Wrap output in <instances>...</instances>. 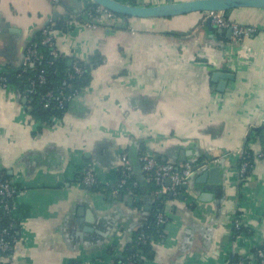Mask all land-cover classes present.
<instances>
[{
  "label": "crops",
  "instance_id": "0c3cea01",
  "mask_svg": "<svg viewBox=\"0 0 264 264\" xmlns=\"http://www.w3.org/2000/svg\"><path fill=\"white\" fill-rule=\"evenodd\" d=\"M62 1L76 8L73 0ZM54 11L65 14L52 0H0V68L18 66L23 46ZM225 15L255 27V33L241 42L218 36L199 13L126 17L96 29L57 31L62 57L86 64L98 55L101 63L84 78L87 85L74 84L72 105L52 125L35 123L24 100L0 88V180L10 182L15 194L14 243L0 253V264H112L113 254L133 248L135 231L161 204L146 189L139 197L112 195L122 153L143 148L169 160L192 151L185 157L200 163L227 152V164L234 166L240 150H263L252 131L264 130V10L240 8ZM187 33L191 40L184 45ZM215 70L234 76L221 92L211 81ZM87 167L111 193H91L80 184ZM230 171L225 179L219 172V184L194 178L164 203L162 238L142 264H225L232 250L234 264H258L264 161L255 160L241 183L236 170ZM203 196L206 202L199 200ZM234 209L250 235L231 236Z\"/></svg>",
  "mask_w": 264,
  "mask_h": 264
},
{
  "label": "built area",
  "instance_id": "2783aa9c",
  "mask_svg": "<svg viewBox=\"0 0 264 264\" xmlns=\"http://www.w3.org/2000/svg\"><path fill=\"white\" fill-rule=\"evenodd\" d=\"M120 1L129 3L126 0H120ZM52 2L54 4L55 3L58 4V0H52ZM80 2L82 6L77 9L75 8L76 13L73 14L70 13L67 15V18H72L71 21H68L69 27L74 28L81 26L84 28L96 29L98 25L103 21L116 22L117 20L120 19L117 14L92 3L90 0H81ZM86 5L94 6L92 8L93 13H89V14L86 13L83 19L82 16H80V14L78 13L81 10H83ZM147 5H152V4L149 1ZM80 17L82 18L81 20L79 19ZM201 19L202 22H205V20L210 19L211 25L218 29H222V30L229 29L231 31V38L236 42H241L243 39L247 38L256 31L255 27L240 25L234 20L228 18L223 12H205L201 14ZM56 32H57L56 30L50 29L49 27L46 26L42 28L40 30L42 36L41 44L44 45L47 44L51 47L52 50L50 54L54 59L64 58L58 53L55 47L54 37ZM37 46H38L37 43H31L25 47L24 51H22L23 63H22L21 73H24L25 71H27L29 67L34 66L41 60L42 56L39 54V51L37 50ZM82 65H85V63L73 61L70 71L66 73L65 79L61 83V90L58 92L57 96H54L53 92L50 90L40 97V100L42 101L44 108L49 107V100L51 98L55 99L59 108H62L66 103L71 102V100L74 98V93L71 92V88L75 84L74 81L77 79L81 80V78L85 74V69L83 68ZM18 76H20V74H18ZM45 83H46L45 71L41 69L38 71L37 78L35 80H30L28 87L25 88L22 93V97L28 100L35 94L36 85L45 84ZM0 88H2L3 90H5L6 88L5 78L2 76H0ZM68 88H70V93H66V90ZM58 120L59 119H53L52 121H50L49 124L52 125L53 122H57ZM138 160L140 163V170L143 172V175L145 174L146 180L153 181L154 184L158 187L157 190L152 192L154 196L172 194L173 197H176L180 192V186L192 174V166L190 163L187 162L180 166L173 164L171 162H160L155 160L153 155H151L148 152H144L143 154H141ZM255 160L264 161V150L259 151L258 153H253L252 151L247 152L243 150L240 158L238 154V161L235 160L236 166H238V169H236V173L238 178L242 180V182L245 181L246 177L248 176V174L246 175V171L248 170V168L251 167V161L254 163ZM119 161H120L119 170L121 171V175L120 178L115 183L114 188L112 189L113 196L118 195L119 192L123 190L125 186L128 184L129 180L131 181L132 187L137 186L136 181L132 180V177L134 175V170L132 168L128 154L122 153L120 155ZM166 181H170L169 186L166 185ZM80 184L84 188L98 184V179L92 167H87L86 169H84V171L81 174ZM14 195H15L14 190L10 182L8 181L0 182V207L5 212H9V213L11 212ZM164 223H165L164 215L158 214L155 217L156 226L163 225ZM143 225L148 227L150 225V222L147 221ZM141 227H139L136 230L135 244L140 246L148 243L151 246L153 242L149 241V235L146 233V229ZM242 227H243V222L240 219V217H238L236 214L233 228L236 231H238ZM7 235H8V229L7 228L2 229L0 233L1 254H6L13 247L14 239H11L10 241L6 240L5 236ZM140 256H141L140 259H144V255L141 254ZM255 256L258 264H264V244L255 251ZM73 264H78V263H73ZM122 264H135V263L133 261V257L128 256L126 258V261Z\"/></svg>",
  "mask_w": 264,
  "mask_h": 264
},
{
  "label": "trees",
  "instance_id": "16d2710c",
  "mask_svg": "<svg viewBox=\"0 0 264 264\" xmlns=\"http://www.w3.org/2000/svg\"><path fill=\"white\" fill-rule=\"evenodd\" d=\"M126 1L131 3V4L146 5V3L142 0H126ZM58 3H59V5L64 7L65 14L60 16V18H58L56 20V22H54L53 24H48L46 27H49L50 29H53L56 31L67 33L72 29V27L68 26V21H71L72 18H67V15L70 13L73 14V10L70 7H67V5L64 4V2L62 0H58ZM93 7H94L93 5H86L85 8L83 10H81L78 14H80V16H82V18H83L86 13H88V14L93 13V11H92ZM226 13H224V14H226ZM118 17L120 19L126 18V17L121 16V15H118ZM66 18H67V20H66ZM82 18L80 17L79 19L81 20ZM41 40H42V36H41L40 31L34 32L31 39H30L29 44H31V43H37L38 44L37 50L39 51V54L42 56V58L37 64H35L32 67H29L27 69V71H25L24 73H21V71H20V72H17L13 75V86H14L13 91H16L20 97V100H23L24 98L22 97V93H23L24 89L28 87L30 80H35L37 78L39 70L43 69L45 71L46 83L36 85L35 94L31 98H29L28 100L25 99L26 100L25 105L29 107L28 112H29L31 118L35 121V123H37L43 127V126L50 125L49 123L53 119L62 118L64 116L66 110L69 108L68 105L70 104V102L66 103L62 108H59L58 104L54 98H51L49 100V107L44 108L43 103L40 100V97L50 90L53 92L54 96H57L58 92L61 90V83L65 79L66 73L68 71H70L71 66L67 65L68 60L66 58L54 59L50 54L51 50H52L51 47L47 44L46 45L41 44ZM100 63H101V60L99 59V56L94 55L91 58L90 62H88L85 65H82L83 68L85 69V74L81 78V80L84 78H88L90 70H92L94 67H96ZM18 74H20V76H18ZM81 80L77 79L74 81V83H77ZM66 93H70V88H68L66 90ZM252 132L253 133L256 132V134L261 137L262 144H263V150H264V130L263 129H260L257 131L253 130ZM244 151L248 152L249 150L247 148H244ZM143 153H144V149L142 148V150L138 152V158ZM128 156H129V154H128ZM252 166H253V162L251 161V167L248 168V170L246 171V175L249 174V172L252 169ZM236 169H238V166H236ZM120 175H121V171L119 170L118 171V179L120 178ZM143 176H144V181H145L143 185H144L145 189L149 193H152L155 190H157L158 187L154 184V182L153 181H147L145 174ZM132 180L136 181L137 186L132 187L131 181L129 180L128 184L125 186V188L119 192V195H121V196H123V195L124 196H134V197L135 196H138V197L141 196V193H142L141 185L142 184L140 183V181H138L135 170H134V175L132 177ZM4 181H5L4 179L0 180V182H4ZM85 189H87L91 193L101 192V193H104L106 195L111 193L110 188H105V187L101 186L99 183L95 184L93 186L87 187ZM180 191H181V188H180ZM169 199H171L169 197V195H162V197H160V198L158 197V200H159L158 202L161 204L160 208L156 212H154V215H152L150 217V219L148 220L150 222V225L148 227H146L145 225H142V227H141V228L146 229V233L149 235V241H151L153 243L159 242L161 240L162 234H163V232H162L163 226H164V224L156 226L155 217L158 214H163L164 203ZM134 204L137 207H140V205H141L140 203H134ZM5 228L8 229V235L5 236V239L8 241H10L11 239H14V236H15L14 235V221L11 219V214L9 212H5L0 207V233H1V230L5 229ZM239 233L250 235L252 232H250L247 228H244V227L240 228V230H238V231H236L233 228L232 237L238 235ZM135 239H136V231H135L134 237H133V240H134L133 248L128 247L126 249V251L123 253L122 258H119L116 254L114 255L113 251L110 252L111 254H113L112 264H122L126 261V258L128 256L133 257V261L135 264H138L140 261H143L142 259H140L141 254L144 255V259L148 258L149 253L151 251V246L148 243L145 245H140V246L136 245ZM131 244L133 245V241L131 242Z\"/></svg>",
  "mask_w": 264,
  "mask_h": 264
},
{
  "label": "water",
  "instance_id": "95a60500",
  "mask_svg": "<svg viewBox=\"0 0 264 264\" xmlns=\"http://www.w3.org/2000/svg\"><path fill=\"white\" fill-rule=\"evenodd\" d=\"M75 3L76 9L81 6L80 0H73ZM92 3L101 6L117 15H121L128 18H140V19H149V18H172L177 16H184L192 13H199L203 14L205 12H223L226 13L228 11L234 10V9H240V8H251V9H261L264 10V0H187L182 2H176V3H168V4H160V5H139V4H131V3H125L120 0H90ZM76 9L73 10V13H76ZM60 15L57 11H54L53 14L50 17V20L47 21V24L54 23L58 18H60ZM8 26L7 24L5 25ZM204 26L209 31H215L218 36L225 37V38H231V31L228 30H222L218 29L211 25L210 19L205 20ZM182 43L184 45H189L191 36L187 33L183 36ZM30 43V40L27 41L25 46H23V50H25V47ZM22 63H23V52L21 54V62L18 63L16 68H11L10 65H7L4 68H0V76L5 78L6 88L5 92L6 95H8L11 91L13 93H17L14 90L13 86V75L17 72H20L22 69ZM73 60H68L67 65L72 66ZM80 65V64H79ZM233 74L229 72H223L222 70H215L212 73L211 81L214 83H217L218 91H223L227 80L233 79ZM78 85H87L88 80L82 79L81 81L77 82ZM72 92V88H71ZM25 102L26 100L23 99ZM72 105V102L68 105V107ZM246 140L244 142V147L246 144ZM243 147V148H244ZM244 149L240 150L239 158L242 154V151ZM191 156L192 151L185 152L182 150L177 154V156L173 155L170 156L168 159H162L159 160V156H153L155 160L160 162H171L173 164H176V161L179 163H186L189 162L192 166V174L185 180V182L180 186L181 190H185L191 183V181L194 179H197L198 184H204L207 180L209 183L212 184H219V172L221 171L223 174V179H225L226 175L229 173L231 169L236 170V164L234 166L228 165L227 160L229 159V153L225 152L223 153L219 158H211L208 156L206 157V160H203L200 163L190 161L185 156ZM204 157V158H205ZM129 158L131 161V165L133 169L135 170L136 176L138 181H140L141 190L145 192V194H148V192L145 190L144 187V178H143V172L140 170V163L138 160V153L136 151H129ZM231 172V171H230ZM238 177V176H237ZM239 179V178H238ZM239 183L242 182V180H238ZM166 185H170V181H166ZM169 197L172 199L174 198L172 194H168ZM162 197L159 196V198ZM121 197H119L120 199ZM207 196L201 197L199 200L202 202H206ZM183 199V197H181ZM236 210L234 209L231 217L229 219V230L230 234L232 236L233 233V225L234 220L236 218ZM90 222L89 219L85 218L84 223ZM147 220H145L141 225L145 224ZM83 224V223H82ZM84 233H90L91 228L84 227L83 228ZM234 252H232L229 255V258L225 264H234ZM119 258H122V256H119ZM143 260V259H142ZM138 264H142V261H140Z\"/></svg>",
  "mask_w": 264,
  "mask_h": 264
},
{
  "label": "flooded vegetation",
  "instance_id": "af4514ba",
  "mask_svg": "<svg viewBox=\"0 0 264 264\" xmlns=\"http://www.w3.org/2000/svg\"><path fill=\"white\" fill-rule=\"evenodd\" d=\"M81 6H82V4H81ZM81 6H80V7H81Z\"/></svg>",
  "mask_w": 264,
  "mask_h": 264
}]
</instances>
